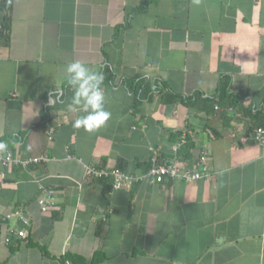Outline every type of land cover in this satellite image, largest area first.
Masks as SVG:
<instances>
[{"label":"crops","instance_id":"0c3cea01","mask_svg":"<svg viewBox=\"0 0 264 264\" xmlns=\"http://www.w3.org/2000/svg\"><path fill=\"white\" fill-rule=\"evenodd\" d=\"M9 15L0 141L50 159L0 162V264H264V151L242 140L264 126V0H12ZM74 59L105 74L112 115L92 132L68 109ZM203 148L208 179L113 189L85 176H142L154 149L190 163Z\"/></svg>","mask_w":264,"mask_h":264},{"label":"built area","instance_id":"2783aa9c","mask_svg":"<svg viewBox=\"0 0 264 264\" xmlns=\"http://www.w3.org/2000/svg\"><path fill=\"white\" fill-rule=\"evenodd\" d=\"M1 30V26H0ZM218 108V106H216ZM55 131L54 127H50L49 133L53 134ZM188 138H195V133L193 130H186L181 139L175 145V150L178 151L183 144L187 143ZM255 140L264 151V126H257L253 129L250 135L244 136L242 140L247 142L250 139ZM49 156L42 155L31 158H21L15 155L12 151L8 150L5 153H0V162L5 165H17V166H29L31 164L39 162H47ZM85 176L86 177H106L112 180L113 189H120L126 186H132L134 183L144 180L145 178L151 179L153 182L164 183L167 180H183L186 182H194L203 179H208L211 177L210 171V151L207 148L200 150L198 157L188 163L182 161L176 156L171 160H161L159 153L154 149V156L152 158V166L150 167L147 174L142 176H134L126 173L122 169L112 168V169H97L91 165H85ZM53 191H48V197H42L39 199V203L43 211H48L52 206H54L53 201ZM7 242L10 238L6 239Z\"/></svg>","mask_w":264,"mask_h":264},{"label":"clouds","instance_id":"9594fccd","mask_svg":"<svg viewBox=\"0 0 264 264\" xmlns=\"http://www.w3.org/2000/svg\"><path fill=\"white\" fill-rule=\"evenodd\" d=\"M65 81L74 91L70 111L80 113L73 122V127L83 128L92 132L107 124L111 118V112L105 107L106 93L104 89L105 74L102 70H93L81 60H72L64 68ZM61 89H57L56 100L59 101ZM53 98L49 103L53 104ZM8 150V144L0 141V153Z\"/></svg>","mask_w":264,"mask_h":264},{"label":"trees","instance_id":"16d2710c","mask_svg":"<svg viewBox=\"0 0 264 264\" xmlns=\"http://www.w3.org/2000/svg\"><path fill=\"white\" fill-rule=\"evenodd\" d=\"M12 7V0H0V23H1V30H0V37L2 39H4L5 41H9L10 39V35H11V27H10V21H11V17L9 15L10 10ZM264 110V105L263 107L259 110V113L256 114L255 117L259 118L260 115H263V111ZM264 125V123H263ZM182 136V134H181ZM180 136V139H181ZM179 139V140H180ZM193 139L192 138H188L187 143L183 144V146L178 150V154H182L183 152L186 153V155H189V151L192 150V148H194V144H193ZM200 153V151H199ZM198 153V155H199ZM197 155V157H198ZM196 157V158H197Z\"/></svg>","mask_w":264,"mask_h":264}]
</instances>
